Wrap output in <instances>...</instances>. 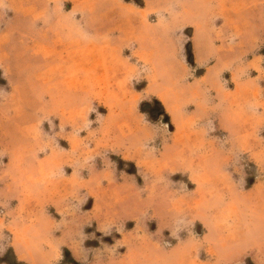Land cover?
Instances as JSON below:
<instances>
[{"label":"rangeland","instance_id":"obj_1","mask_svg":"<svg viewBox=\"0 0 264 264\" xmlns=\"http://www.w3.org/2000/svg\"><path fill=\"white\" fill-rule=\"evenodd\" d=\"M0 264H264V0H0Z\"/></svg>","mask_w":264,"mask_h":264},{"label":"trees","instance_id":"obj_2","mask_svg":"<svg viewBox=\"0 0 264 264\" xmlns=\"http://www.w3.org/2000/svg\"><path fill=\"white\" fill-rule=\"evenodd\" d=\"M157 104H159V102L158 101H155Z\"/></svg>","mask_w":264,"mask_h":264}]
</instances>
